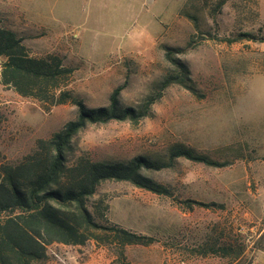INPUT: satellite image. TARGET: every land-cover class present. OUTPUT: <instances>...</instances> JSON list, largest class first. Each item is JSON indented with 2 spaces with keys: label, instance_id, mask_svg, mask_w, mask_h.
<instances>
[{
  "label": "rangeland",
  "instance_id": "1",
  "mask_svg": "<svg viewBox=\"0 0 264 264\" xmlns=\"http://www.w3.org/2000/svg\"><path fill=\"white\" fill-rule=\"evenodd\" d=\"M213 4L0 0V26L21 37L31 57H59L71 70L64 90L89 108L106 106L118 86L121 105L138 108L177 64L188 71L192 89L167 88L137 123L88 124L72 140L76 156L165 159L180 143L225 164L178 159L148 173L170 196L104 182L87 203L96 221L155 242L125 246L122 259L114 245L52 244L41 264H264V42L242 37L264 36V0L257 8L255 0H227L217 12ZM76 115L71 103L50 106L0 85L3 160L19 162ZM186 200L210 205L190 210ZM212 245L233 252L201 254Z\"/></svg>",
  "mask_w": 264,
  "mask_h": 264
},
{
  "label": "trees",
  "instance_id": "2",
  "mask_svg": "<svg viewBox=\"0 0 264 264\" xmlns=\"http://www.w3.org/2000/svg\"><path fill=\"white\" fill-rule=\"evenodd\" d=\"M201 1L204 5L215 2L212 7L217 12L227 0ZM255 6L257 8V0ZM242 37L264 42V36L243 34ZM170 52H166L165 58L171 59ZM70 72L57 56L31 57L22 38L0 26V85L11 87L21 97L33 98L50 106L71 103L77 111L74 120L66 122L49 139L37 140L33 151L19 162H5L0 152V264H41L46 259L48 246H80L87 241L118 247V258L122 259L125 246H149L155 240L96 221L87 203L101 184L127 182L156 195L170 196L169 188L148 173L173 168L178 159L207 167L225 165L180 143L168 148L165 159L138 155L123 161H94L87 156H76L72 140L88 124L110 121L135 124L150 115L151 107L167 88L172 85L192 88L186 84L189 81L187 69L177 64V71L164 76L156 90L138 108L121 105L122 86L112 91L106 106L89 108L77 96L64 90ZM193 204L210 205L184 201L187 209L191 210ZM94 208L96 213H101L98 207ZM232 252L229 245H212L202 248L201 254L225 257ZM242 252L240 248L237 256Z\"/></svg>",
  "mask_w": 264,
  "mask_h": 264
}]
</instances>
